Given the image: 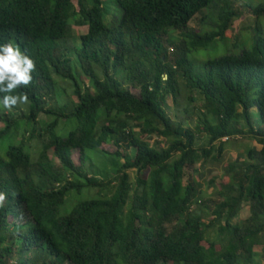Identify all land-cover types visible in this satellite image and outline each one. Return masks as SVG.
I'll return each instance as SVG.
<instances>
[{
	"label": "trees",
	"instance_id": "1",
	"mask_svg": "<svg viewBox=\"0 0 264 264\" xmlns=\"http://www.w3.org/2000/svg\"><path fill=\"white\" fill-rule=\"evenodd\" d=\"M243 5L0 0V44L36 64L0 104V264H261L264 2ZM243 10L252 45L209 57ZM230 138L260 147L225 162Z\"/></svg>",
	"mask_w": 264,
	"mask_h": 264
},
{
	"label": "rangeland",
	"instance_id": "2",
	"mask_svg": "<svg viewBox=\"0 0 264 264\" xmlns=\"http://www.w3.org/2000/svg\"><path fill=\"white\" fill-rule=\"evenodd\" d=\"M244 2H250L253 4H259L264 2V0H236L237 5H239L240 7H242L244 9ZM106 6L110 7V5L106 4ZM253 20H254V16L251 15V13H248L247 11L243 10L242 15L237 18L232 26L230 27V30H228L226 32V36L228 37L226 39V41H220V40H215L214 45L215 48L211 50V52L209 53V57H215V56H219V55H223L226 53H231V52H237L239 50V48L241 47V42L240 41H236L235 39H230V38H234L235 36H239L241 37V40L243 41V47L244 48H249L252 43H253V35L250 31V29L248 27L252 26L253 24ZM259 24L261 25V28L263 30V34H264V16H260V18L258 19ZM190 25L193 26L194 28H199V24L197 23L196 20H192L190 22ZM86 30L85 27H82V29H78L76 26H72V31L75 33H82ZM169 52H171V48H169ZM131 91L134 93H138L139 90L138 88H131ZM168 103L170 105H172L171 99H168ZM40 118H44L43 115H40ZM43 121V119H42ZM71 127V126H70ZM69 127V128H70ZM68 128V129H69ZM62 132V131H61ZM60 132V133H61ZM67 133V130L64 131L62 134L65 135ZM230 140L232 141V145L227 148V151L224 153V160L225 162L228 161H232L237 153H241L244 151V149L247 146L250 145H256L257 147H260L259 144L255 143L252 140H248V139H242V138H236L235 140L230 138ZM104 148H106L107 150L109 149H114L115 147L112 146L111 144H105L103 143ZM1 146H0V153L3 152V150H1ZM49 154L51 155V151H49ZM130 155H132V152H129ZM72 158L73 160L77 163V159H78V153L77 151L72 153ZM56 160V159H55ZM94 163L96 164L97 162L94 160ZM198 166V164H197ZM201 172H203V177H201L200 179L196 176L197 179H199L202 183V195L204 196V198L210 197L212 196V191H214V188L212 186L206 187L205 186V178H209L211 176H213L214 174H219V172L221 171V163L219 164H207L204 168L200 169ZM129 174L131 179L134 178L135 171L130 169L129 170ZM69 202V201H68ZM241 210L239 211V214L237 215V217L234 219L236 221L246 218L248 215V207L245 204H242L241 206ZM208 234L210 235L211 238H214L215 233L208 231ZM262 236V240L264 241V231L261 234ZM261 245H255L254 246V251L257 255L258 260L261 262V264H264V257L261 256Z\"/></svg>",
	"mask_w": 264,
	"mask_h": 264
},
{
	"label": "clouds",
	"instance_id": "3",
	"mask_svg": "<svg viewBox=\"0 0 264 264\" xmlns=\"http://www.w3.org/2000/svg\"><path fill=\"white\" fill-rule=\"evenodd\" d=\"M36 64L32 58L21 51L19 45L12 42L0 44V104L5 109H12L18 104H27V93L13 94L21 86H28L32 81V72ZM166 79V76L164 77ZM5 196L0 193V204Z\"/></svg>",
	"mask_w": 264,
	"mask_h": 264
}]
</instances>
